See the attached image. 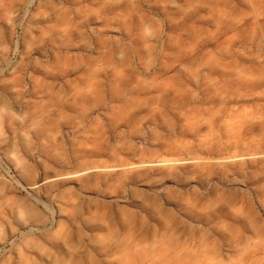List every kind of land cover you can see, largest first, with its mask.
Listing matches in <instances>:
<instances>
[{
    "label": "rangeland",
    "instance_id": "rangeland-1",
    "mask_svg": "<svg viewBox=\"0 0 264 264\" xmlns=\"http://www.w3.org/2000/svg\"><path fill=\"white\" fill-rule=\"evenodd\" d=\"M0 264H264V0H0Z\"/></svg>",
    "mask_w": 264,
    "mask_h": 264
}]
</instances>
